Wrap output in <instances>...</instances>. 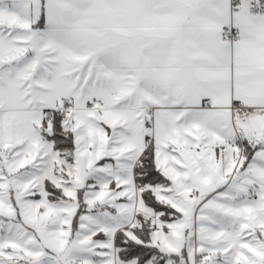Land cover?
Returning <instances> with one entry per match:
<instances>
[{
    "label": "snow or ice",
    "instance_id": "1",
    "mask_svg": "<svg viewBox=\"0 0 264 264\" xmlns=\"http://www.w3.org/2000/svg\"><path fill=\"white\" fill-rule=\"evenodd\" d=\"M0 264H264V0H0Z\"/></svg>",
    "mask_w": 264,
    "mask_h": 264
}]
</instances>
